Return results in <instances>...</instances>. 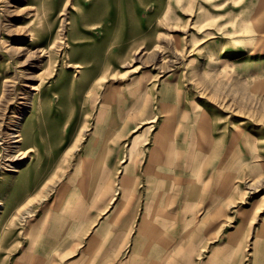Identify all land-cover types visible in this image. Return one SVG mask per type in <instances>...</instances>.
I'll list each match as a JSON object with an SVG mask.
<instances>
[{
    "label": "crops",
    "instance_id": "crops-1",
    "mask_svg": "<svg viewBox=\"0 0 264 264\" xmlns=\"http://www.w3.org/2000/svg\"><path fill=\"white\" fill-rule=\"evenodd\" d=\"M261 1L232 6L238 20L215 43L249 97L264 96ZM110 89L103 103L117 138H87L47 190L36 170L14 186L1 177L6 209L22 211L2 219L17 226L0 236L2 263L264 264V193L248 195L264 185L257 125L194 100L180 74L145 72Z\"/></svg>",
    "mask_w": 264,
    "mask_h": 264
},
{
    "label": "rangeland",
    "instance_id": "rangeland-1",
    "mask_svg": "<svg viewBox=\"0 0 264 264\" xmlns=\"http://www.w3.org/2000/svg\"><path fill=\"white\" fill-rule=\"evenodd\" d=\"M248 2L0 0V179L14 186L17 175L36 170L49 189L72 169L87 138H117L118 117L103 99L145 72L180 74L194 100L229 107L264 136V96L243 92L215 48L238 20L232 6ZM3 184L0 236L17 231L2 219L22 216L19 202L6 209ZM251 190L257 197L264 185Z\"/></svg>",
    "mask_w": 264,
    "mask_h": 264
},
{
    "label": "bare ground",
    "instance_id": "bare-ground-1",
    "mask_svg": "<svg viewBox=\"0 0 264 264\" xmlns=\"http://www.w3.org/2000/svg\"><path fill=\"white\" fill-rule=\"evenodd\" d=\"M81 1V0H80ZM111 1V0H110ZM110 4V3H109ZM90 5V4H89ZM111 6V5H110ZM86 8H87V6H86ZM85 9V8H84ZM111 10H112V8H111ZM114 15V14H113ZM109 20H110V18H109ZM112 20V19H111ZM110 20V21H111ZM95 31V30H94ZM98 40V39H97ZM99 41V40H98ZM101 72V71H100ZM101 75V74H100ZM88 90V89H87ZM86 93H88L87 91H86ZM84 103V102H83ZM82 108V107H81ZM83 109V108H82ZM16 126V125H15ZM14 134V133H13Z\"/></svg>",
    "mask_w": 264,
    "mask_h": 264
}]
</instances>
